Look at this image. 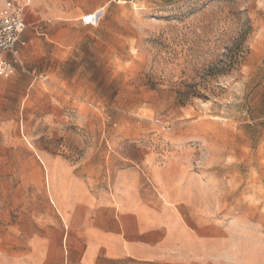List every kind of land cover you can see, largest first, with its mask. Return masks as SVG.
Returning <instances> with one entry per match:
<instances>
[{
  "label": "rangeland",
  "instance_id": "374dc122",
  "mask_svg": "<svg viewBox=\"0 0 264 264\" xmlns=\"http://www.w3.org/2000/svg\"><path fill=\"white\" fill-rule=\"evenodd\" d=\"M48 8L0 77V264L82 258L121 176L124 222L161 226L148 264H264V0Z\"/></svg>",
  "mask_w": 264,
  "mask_h": 264
},
{
  "label": "crops",
  "instance_id": "0c3cea01",
  "mask_svg": "<svg viewBox=\"0 0 264 264\" xmlns=\"http://www.w3.org/2000/svg\"><path fill=\"white\" fill-rule=\"evenodd\" d=\"M7 2L22 6L24 10L26 29L22 39L25 41V45L19 48L20 60L32 38H48L51 20L47 16L60 19L64 17L62 13L48 8L49 0H0V16L8 13ZM10 58V53L0 51V62ZM15 68L16 64L13 71ZM131 183L130 178L126 176L115 180L113 185L116 196V199L114 198L115 207L109 208L110 215L112 212L115 214V220L110 221L107 226L94 224L89 228L84 237L85 251L82 258L78 259L75 254H70L69 258H64L65 264H118V261L129 264H148L170 260L166 254V247L158 242L161 237L158 232V229L161 228L160 225L147 227L140 223L129 225L124 222L126 215L133 216L140 208L131 195ZM117 213H120V217ZM69 223L68 226L66 225L68 228L71 226ZM22 261V264H61L59 259L50 260L47 256L41 259L38 255L36 257L29 255L26 260Z\"/></svg>",
  "mask_w": 264,
  "mask_h": 264
},
{
  "label": "built area",
  "instance_id": "2783aa9c",
  "mask_svg": "<svg viewBox=\"0 0 264 264\" xmlns=\"http://www.w3.org/2000/svg\"><path fill=\"white\" fill-rule=\"evenodd\" d=\"M6 7L8 13L0 16V51L10 53L11 58L0 62L3 77H8L19 61V48L25 45L22 35L26 29L23 7L12 2H7Z\"/></svg>",
  "mask_w": 264,
  "mask_h": 264
},
{
  "label": "snow or ice",
  "instance_id": "6c2138e0",
  "mask_svg": "<svg viewBox=\"0 0 264 264\" xmlns=\"http://www.w3.org/2000/svg\"><path fill=\"white\" fill-rule=\"evenodd\" d=\"M91 18L90 17H85V20H86V22L88 21V20H90Z\"/></svg>",
  "mask_w": 264,
  "mask_h": 264
},
{
  "label": "bare ground",
  "instance_id": "6f19581e",
  "mask_svg": "<svg viewBox=\"0 0 264 264\" xmlns=\"http://www.w3.org/2000/svg\"><path fill=\"white\" fill-rule=\"evenodd\" d=\"M96 12V11H95Z\"/></svg>",
  "mask_w": 264,
  "mask_h": 264
}]
</instances>
